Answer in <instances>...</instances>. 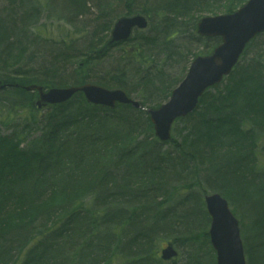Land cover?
Here are the masks:
<instances>
[{"label":"trees","instance_id":"trees-1","mask_svg":"<svg viewBox=\"0 0 264 264\" xmlns=\"http://www.w3.org/2000/svg\"><path fill=\"white\" fill-rule=\"evenodd\" d=\"M1 2L0 264H216L203 201L209 192L237 213L247 264H264L262 58L239 60L175 122L169 142L130 105L107 110L77 93L38 109L22 88L93 82L157 107L183 78L170 70L220 42L198 36L197 21L247 0ZM133 14L148 28L94 57L114 20ZM88 15L92 25H76ZM50 19L73 25L72 38H52ZM190 45L202 49L187 60ZM167 242L181 253L164 262Z\"/></svg>","mask_w":264,"mask_h":264},{"label":"water","instance_id":"water-1","mask_svg":"<svg viewBox=\"0 0 264 264\" xmlns=\"http://www.w3.org/2000/svg\"><path fill=\"white\" fill-rule=\"evenodd\" d=\"M146 27L147 21L140 14L118 18L108 39L94 55L102 56L112 46L129 40L135 29ZM263 31L264 0H248L233 13L201 18L197 23V33L202 37H220L221 41L210 54L192 60L185 77L158 108L145 109L122 89L106 88L95 83L52 86L48 89L31 84L25 89L37 91L35 104L38 108L57 106L81 93L87 103L94 106L113 109L120 104L142 109L149 115L155 136L165 142L171 138L173 122L194 110L203 92L220 83L232 71L247 43ZM204 202L210 215L208 235L217 264H246L238 221L227 201L220 194L212 193L204 196ZM176 256L177 251L170 242L161 249V258L165 261Z\"/></svg>","mask_w":264,"mask_h":264},{"label":"rangeland","instance_id":"rangeland-1","mask_svg":"<svg viewBox=\"0 0 264 264\" xmlns=\"http://www.w3.org/2000/svg\"><path fill=\"white\" fill-rule=\"evenodd\" d=\"M1 1L2 0H0V5L6 4V3H2ZM91 11L95 12V9H92ZM4 16L5 15H2V17H4ZM45 19H46V14H43L42 21H45ZM92 19H93V15H88L86 17H83L81 22L79 20L76 23V25L80 26L81 23L82 24L88 23V24L92 25L93 24ZM47 24H49L46 26L50 30L51 37L56 38V39H58V38H60V36L64 35V37H67V38H65V40L69 41L72 38L70 35H72L76 31V29L73 28V25H70L64 21H60L58 19H53V20L50 19L49 21H47ZM74 36H75V34L73 35V37ZM79 41L82 43L83 39L79 38L78 42ZM191 45L189 46V48H187L189 50V52L187 53L188 54L187 60H188V58L189 59L192 58V54L198 53L202 49L201 46L194 45L191 47ZM116 54L117 53L112 52L110 55L113 56ZM48 56H50V55L48 54ZM261 58L264 60V33L258 35L254 39V41L246 49L245 54L242 55V57L240 58V61L244 60V61L249 62L251 60H260ZM106 59L109 61L112 60V58H106ZM188 66H189V63L186 65V61H182L181 63L175 65V67L173 69H171L170 72L173 73L175 76L183 75V77H184V74L187 72ZM151 106H153V105H151ZM7 132H9L7 129L2 128L3 134H6ZM173 135H174V133H173ZM259 157L261 158V160H264V152H263V154H260ZM203 164L205 165L206 163H203ZM234 214L238 218L237 213L234 212ZM245 224L247 225V228L250 229V227L252 225V218L250 216L247 217ZM177 251L179 254L181 253V250L179 248L177 249Z\"/></svg>","mask_w":264,"mask_h":264},{"label":"bare ground","instance_id":"bare-ground-1","mask_svg":"<svg viewBox=\"0 0 264 264\" xmlns=\"http://www.w3.org/2000/svg\"><path fill=\"white\" fill-rule=\"evenodd\" d=\"M204 196H205V195H204ZM204 196H203V197H204Z\"/></svg>","mask_w":264,"mask_h":264}]
</instances>
